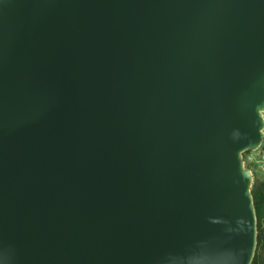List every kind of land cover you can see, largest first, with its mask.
Segmentation results:
<instances>
[{"label": "water", "instance_id": "95a60500", "mask_svg": "<svg viewBox=\"0 0 264 264\" xmlns=\"http://www.w3.org/2000/svg\"><path fill=\"white\" fill-rule=\"evenodd\" d=\"M263 142L264 0H0V264H252Z\"/></svg>", "mask_w": 264, "mask_h": 264}, {"label": "trees", "instance_id": "16d2710c", "mask_svg": "<svg viewBox=\"0 0 264 264\" xmlns=\"http://www.w3.org/2000/svg\"><path fill=\"white\" fill-rule=\"evenodd\" d=\"M256 211H257V217H258V245H261L263 243V230H262V219L264 217V180L256 179V183L254 185V188L252 189ZM252 264H264L261 261L260 256L256 255L254 258V261Z\"/></svg>", "mask_w": 264, "mask_h": 264}, {"label": "rangeland", "instance_id": "374dc122", "mask_svg": "<svg viewBox=\"0 0 264 264\" xmlns=\"http://www.w3.org/2000/svg\"><path fill=\"white\" fill-rule=\"evenodd\" d=\"M254 152L255 151H251V152H248L244 155L245 164L253 172H255L257 170L263 171L264 170V156H263V159L261 160V162L258 165H255L253 163L254 157H255ZM255 183H256V180L254 181L253 188H254ZM262 225H263L262 230H263V239H264V217L262 219ZM258 234H259V229H258ZM256 255L257 256L259 255L261 258V261L264 263V240H263V243L261 245H257V250H256L255 256Z\"/></svg>", "mask_w": 264, "mask_h": 264}, {"label": "flooded vegetation", "instance_id": "af4514ba", "mask_svg": "<svg viewBox=\"0 0 264 264\" xmlns=\"http://www.w3.org/2000/svg\"><path fill=\"white\" fill-rule=\"evenodd\" d=\"M254 154H255V157H254L253 163L255 165H258L261 162V160L263 159V156H264V142L262 143V145L260 146V148L254 152ZM257 171L254 172V174H255L254 181L256 179L264 180V178H260V177L256 176ZM262 173H264V170L262 171Z\"/></svg>", "mask_w": 264, "mask_h": 264}, {"label": "snow or ice", "instance_id": "6c2138e0", "mask_svg": "<svg viewBox=\"0 0 264 264\" xmlns=\"http://www.w3.org/2000/svg\"><path fill=\"white\" fill-rule=\"evenodd\" d=\"M249 183H250V180H249ZM249 206H251V197H249ZM255 235H256V230H255V216L253 215L252 226H251L252 248L253 249L255 247Z\"/></svg>", "mask_w": 264, "mask_h": 264}]
</instances>
